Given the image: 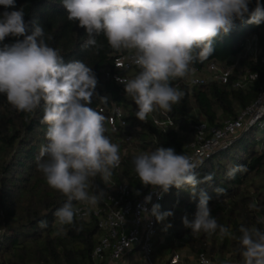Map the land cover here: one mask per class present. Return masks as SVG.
Segmentation results:
<instances>
[{
	"label": "trees",
	"instance_id": "obj_1",
	"mask_svg": "<svg viewBox=\"0 0 264 264\" xmlns=\"http://www.w3.org/2000/svg\"><path fill=\"white\" fill-rule=\"evenodd\" d=\"M254 6L255 0H252L249 7ZM21 7L26 22L41 25L46 34L52 36L48 43L60 50L66 63L81 60L92 67L98 80V96L109 99L102 103L94 96L90 107L104 115L105 135L120 148L121 163L113 169L110 179L115 183H126L131 198L141 197L151 188L139 181L133 163L136 155L160 146L189 155L192 152L189 144L195 142L196 125L204 121L209 126L219 127L226 120L236 119L264 89V23L255 25L237 20L229 34L215 40L213 55L193 65L204 75L209 62L233 66L227 82L207 78L205 82L191 86L179 83L177 87L185 95L179 104L173 105L171 112L166 113L171 123L160 127L153 122V116L162 118L159 109L142 122L135 116L136 106L125 94L124 86L107 76L114 72V59L126 53L114 52L103 34L96 37L98 45H102L98 52L95 48L82 50L81 45L88 38L86 31L78 26V22L67 19L62 0H16V8ZM3 11L4 7L0 6V13ZM251 37L256 41V58L249 54L235 65V57L244 52ZM12 42L14 38L9 37L4 43ZM138 71L133 65L125 75L133 78ZM248 72H256L257 77L243 87H235L237 78ZM114 106L121 110L123 123L117 121L115 129H111L107 120ZM43 115V102L32 113L19 112L0 94V264H104L91 257L100 238L94 216L87 220L76 218L72 225L62 228L54 216L67 198L50 188L37 168L41 146L47 143L48 126L42 122ZM126 135L130 136L129 141L124 139ZM194 162L200 165L196 169L198 179L208 173H213L214 178L210 183L197 185L195 199L189 191L173 187L157 200L161 212L172 211L174 216L163 223H158L153 216L155 233L151 258L167 263L169 256L179 252L184 263L189 264L191 258L193 262L198 254L204 253L217 264H243L240 226L264 231V115L251 124L245 123L208 155H197ZM235 165L245 166L246 171H237L229 178L227 172ZM216 188L224 191L218 194L214 191ZM100 189L104 195L98 205L105 202L107 192L106 183L98 175L90 180L89 194H96ZM136 190L140 195L135 194ZM201 190L211 197L212 215L218 224L230 230V236H221L219 230L211 235L192 234L191 229L184 226V216L190 221L194 218ZM78 203L73 202L74 206ZM253 203L256 207L250 208ZM41 220L47 222L46 228L39 227ZM167 223L172 227L165 230ZM136 250L142 255L140 246L136 245L124 254L121 262L137 264L138 261L132 259Z\"/></svg>",
	"mask_w": 264,
	"mask_h": 264
},
{
	"label": "clouds",
	"instance_id": "obj_2",
	"mask_svg": "<svg viewBox=\"0 0 264 264\" xmlns=\"http://www.w3.org/2000/svg\"><path fill=\"white\" fill-rule=\"evenodd\" d=\"M62 0L67 19L84 28L87 40L82 50L95 48L96 37L103 34L116 53H126L125 59L134 64L138 73L131 79L116 77L125 94L136 106L135 116L146 122L156 110L172 111L184 97L183 90L173 82L186 79L195 70L193 65L213 55L214 42L234 28L235 21L260 25L264 23V4L255 0ZM5 11L0 13V94L17 111L32 113L43 102L42 122L47 124V143L41 146L38 170L50 188L67 199L54 212L61 228L72 225L81 209L73 202L95 205L104 195L102 189L89 194L90 180L98 175L107 183L121 163L119 145L105 135V117L91 108L94 96L102 103L108 97L98 96L97 77L81 60L65 62L60 50L50 46L52 36L35 22H26L23 7L16 8V0H0ZM247 17V19H246ZM31 26V34H29ZM12 43H4L6 38ZM118 68L123 65L117 63ZM140 183L152 192L144 196L138 207L143 218L154 216L158 223L174 216L172 211H160V204L146 205L161 199L171 188L189 191L197 196V185L210 183L213 173L198 179V163L185 154H177L172 147H158L142 151L133 159ZM245 166L235 165L227 176L232 178ZM97 188L99 186L97 185ZM216 193L224 190L216 188ZM136 195L140 191L136 190ZM211 197L199 193L197 210L190 221L182 218L192 234L230 236L228 228L218 224L212 215ZM250 208L256 205L250 204ZM47 222L39 221L40 228ZM172 227L165 225V230ZM243 264H264V231L257 227L239 228ZM204 264H208L204 261Z\"/></svg>",
	"mask_w": 264,
	"mask_h": 264
},
{
	"label": "built area",
	"instance_id": "obj_3",
	"mask_svg": "<svg viewBox=\"0 0 264 264\" xmlns=\"http://www.w3.org/2000/svg\"><path fill=\"white\" fill-rule=\"evenodd\" d=\"M255 39V38H254ZM250 44L248 45L249 48ZM252 46V45H251ZM250 49V48H249ZM256 46L253 47L251 55L256 58ZM125 55H121L114 59V72L107 73V76L116 80V77L131 79L125 75L134 64H131ZM119 63L123 67L118 68L116 64ZM232 67H223L215 62H209L206 66L204 75L202 72L194 67V71L186 79L177 80L173 82V86H178L179 83L187 85L201 84L207 78L218 81L220 83L227 82L231 73ZM257 77L256 72L243 73L237 78L234 83L235 87H243L249 81ZM101 110V109H100ZM162 118L153 116V122L164 127L171 123L170 117L160 110ZM264 115V89L258 98L244 110L240 112L238 117L234 120H226L222 126H209L202 121L195 126V142L189 144L192 152L188 155L194 162L197 155H208V153L216 146H219L229 136L234 134L243 125L251 124ZM121 110L114 106L112 114L108 117V124L111 129H115L117 121H121ZM123 123V121H121ZM125 141L130 140V136L124 137ZM107 192L105 202L101 205H95L79 202L74 207L81 209L80 215L77 217L81 220H87L91 216L97 219V227L100 230V238L96 246L93 248L91 257L95 262L104 261V264H126L121 262L122 257L133 246H140L142 251L143 264H185L179 252L173 253L168 258V262H158L152 260V237L155 233L153 216L145 219L142 216L139 204L143 203L144 196L152 192L150 188L148 192L138 198H131L130 189L126 183H115L111 179L106 183ZM152 202L146 207L151 211L152 204L157 202L155 193H152ZM217 264L214 259L204 253L198 254L192 263L189 264ZM229 264V263H225Z\"/></svg>",
	"mask_w": 264,
	"mask_h": 264
},
{
	"label": "rangeland",
	"instance_id": "obj_4",
	"mask_svg": "<svg viewBox=\"0 0 264 264\" xmlns=\"http://www.w3.org/2000/svg\"><path fill=\"white\" fill-rule=\"evenodd\" d=\"M249 44H250V46H249L250 49L248 48ZM254 46H256V41H255L254 37H251L245 46L244 52L237 54V56L235 57V65L237 64V61L238 62L240 61L241 58H244V57L246 58L247 55L251 54ZM256 49H257V46H256ZM256 54H257V50H256ZM132 259L133 260L136 259L138 261L137 264H143L141 252L138 250L134 251V253L132 255ZM165 259L166 258L164 257L163 260H165ZM192 259L193 258H191V260H190L191 263H192ZM162 262H164V261H162ZM156 263H158V262H156ZM225 263H228V262H225ZM225 263H222V264H225Z\"/></svg>",
	"mask_w": 264,
	"mask_h": 264
}]
</instances>
